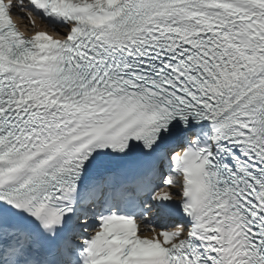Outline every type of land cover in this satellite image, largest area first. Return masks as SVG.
<instances>
[{"label":"snow or ice","instance_id":"1","mask_svg":"<svg viewBox=\"0 0 264 264\" xmlns=\"http://www.w3.org/2000/svg\"><path fill=\"white\" fill-rule=\"evenodd\" d=\"M0 264H264V0H0Z\"/></svg>","mask_w":264,"mask_h":264},{"label":"bare ground","instance_id":"2","mask_svg":"<svg viewBox=\"0 0 264 264\" xmlns=\"http://www.w3.org/2000/svg\"><path fill=\"white\" fill-rule=\"evenodd\" d=\"M17 21L20 23V25L22 26L23 29L29 31V32H32V29H30L28 26H27V21H21L20 17H17ZM36 25L37 27H39L41 25V22L38 20H36Z\"/></svg>","mask_w":264,"mask_h":264}]
</instances>
